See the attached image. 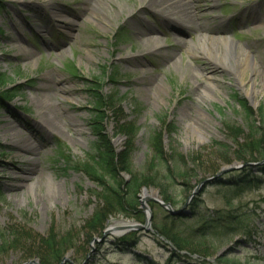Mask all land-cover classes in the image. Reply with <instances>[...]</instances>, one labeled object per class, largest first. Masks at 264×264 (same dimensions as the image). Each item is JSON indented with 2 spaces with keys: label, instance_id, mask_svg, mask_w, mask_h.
<instances>
[{
  "label": "rangeland",
  "instance_id": "obj_1",
  "mask_svg": "<svg viewBox=\"0 0 264 264\" xmlns=\"http://www.w3.org/2000/svg\"><path fill=\"white\" fill-rule=\"evenodd\" d=\"M54 4L63 9L72 28H54L53 10L33 11L24 0H0V94L18 93L0 106V235L7 233L10 239L0 250V264H41L36 258L25 261L41 253L40 243L50 238L69 260L66 264H264V175L253 171L254 181L236 185L245 160L264 159V147L258 148L264 140L252 132L248 145L253 149L240 152L227 129H239L240 144L250 139L245 104L261 125L264 0H195L196 26L186 25L181 16L159 17L143 9L139 0ZM119 4L125 5L124 12ZM127 10L136 15L128 17ZM205 31L239 47L235 60L227 64L235 67L234 74L190 56L188 48L198 44ZM9 35L19 39L11 41ZM145 39H158L163 47L147 52L141 44ZM29 51L31 57L25 55ZM247 56L251 68L241 86L236 71L242 70ZM208 79L216 88L207 86ZM63 84L68 91L60 88ZM46 85L52 87L41 90ZM92 90L103 97L116 95L112 98L120 106L95 114L99 94ZM250 92H255L252 99ZM52 108L66 119L62 117L49 135L37 125ZM2 120L15 122L16 133L31 139L30 147H38L39 154L6 141ZM123 125L133 127L131 139L122 134ZM159 135L169 163L183 175L174 184L165 179L167 171L151 148L158 146L152 139ZM61 151L71 163L67 167L58 156ZM237 153L243 162H233ZM120 160L132 174L120 171ZM29 162L34 172L25 175L31 179L20 186L12 183L19 172L11 168L31 169ZM232 168L190 198L199 183ZM145 192L151 199L167 198L169 203H164L181 215H171L154 200L144 202ZM107 198L116 201L115 206L110 207ZM96 214L104 221L94 227ZM147 219L150 230L118 234L111 229L116 221L145 226ZM161 230L178 244L161 236ZM133 233L136 246L116 245ZM68 241L74 248H62ZM176 245L188 252L180 254L186 257L177 256Z\"/></svg>",
  "mask_w": 264,
  "mask_h": 264
},
{
  "label": "bare ground",
  "instance_id": "obj_2",
  "mask_svg": "<svg viewBox=\"0 0 264 264\" xmlns=\"http://www.w3.org/2000/svg\"><path fill=\"white\" fill-rule=\"evenodd\" d=\"M27 1L26 7H30L33 11L39 10L37 7H44L45 9L53 10L51 13V18H50V24L54 28H59V27H67V28H72L71 27V20L69 18H63L62 14L64 13L63 9L61 7H57L54 2L55 0H24ZM105 1V0H103ZM108 1V0H107ZM141 2V5L143 6V9H149V11L153 12L155 15H159V17L165 18L167 20L172 19L175 16H181L182 21L186 25H199L197 24V14L195 12V5L194 1L195 0H139ZM211 3H218V0H210ZM95 3L97 6H99L102 3V0H95ZM24 6V5H23ZM119 10L121 12L125 11V5L123 4V7L121 4L118 5ZM87 6L85 9L84 14L88 13ZM136 13V12H135ZM134 11H128L127 10V16L128 17H133L136 14ZM177 27L178 35L182 37L183 32L180 30V28ZM17 35V34H16ZM69 37H75L76 35L74 33H69ZM8 39L11 41H17L19 38L18 36H12L9 35L7 36ZM150 43H152V47H150ZM143 49H145L147 52L150 51V48L158 49L162 48V41L155 39V40H149L145 39L144 42L141 43ZM54 46H49L50 49H54ZM239 47L234 45L232 41L229 39H221V38H216L214 35H212V32L210 31H205V34L203 37L200 38V41L198 44L192 45L188 48V53L190 54L191 57H194L195 59H198L200 57H203L205 59H208L209 61L214 63V66L217 68H221L223 70H228L229 72H232L233 74L235 73V67H228L227 64H230L231 61L235 60V52L238 50ZM27 57L32 56V52H27L25 54ZM252 60L250 59V56H247L245 58V65L242 67V70L236 71V77L237 81L240 83V85H243V76L247 69H249L251 65ZM251 68V67H250ZM209 88H216L215 83L213 82L212 79H208V84ZM50 85H46L41 87V90H48ZM62 88L63 91H68L64 84L60 87ZM255 96V92H250L249 97L252 99V97ZM45 118L42 123H38L37 128L40 130L44 131L47 129V132L49 135H52V133L55 132L60 126L59 120L62 121L63 119H66V117H63L62 114L59 112L58 108H52V109H47L44 111ZM63 117V119H62ZM70 120L75 123V119L72 116H69ZM4 123V136L6 141H15L18 146L23 147L19 149L20 151H25L28 153L29 152H35L39 154L40 150L37 148L32 149L30 147L31 139L27 138H20V135L17 132L18 130V125L15 124V122H10L6 120H2ZM42 125L45 127V129H41ZM45 132V131H44ZM17 138V139H16ZM29 166H31V169L28 167H22L19 168L13 166L11 169L18 170L19 175L18 177H15L14 179H11L12 183H18L19 186L25 181V180H30L31 175L27 177L25 173H29L30 171L34 172V168L32 167L33 163L29 162ZM10 180V179H9ZM5 188L10 189L12 188L11 186L5 184ZM13 189V188H12ZM57 194V195H56ZM55 199L59 198V193L55 192ZM154 196V195H153ZM148 192H145V198H149ZM131 223L127 222H115L111 225V229L113 231L118 232V234L126 233V228L129 227Z\"/></svg>",
  "mask_w": 264,
  "mask_h": 264
},
{
  "label": "trees",
  "instance_id": "obj_3",
  "mask_svg": "<svg viewBox=\"0 0 264 264\" xmlns=\"http://www.w3.org/2000/svg\"><path fill=\"white\" fill-rule=\"evenodd\" d=\"M115 76H117V74H115ZM11 91H13V92H11ZM11 91H5V93L0 94V106H6L7 103L13 101V99L18 97V93H16V91H14V90H11ZM92 91H94V93L96 95L99 94V91H97V90H92ZM113 96L116 97V95H111V94L108 97H103L101 94L97 95L95 97V104H94L95 106L93 107L94 113L95 114L96 113L97 114H99V113L104 114L103 112H101V110L106 109L107 107H110L111 110H115L116 108H118L120 106V103H115L113 100V98H114ZM243 108H244V111L246 113L248 120L250 121V136H251L252 132L253 133L257 132L256 134L260 136V139L262 138L264 140V106H259V109H258V117L261 120L260 126H258V124H256V113L251 108H249V106L247 104H245V106H243ZM98 117H99V119H102V115H98ZM122 127H123L121 130L122 134L124 133L125 136H127V137H129V139H131L133 134L131 133L130 129H133V127L124 126V125ZM227 129L229 130L231 137L235 140V143L238 146L239 150H241L240 152H244L245 150H246V152H249L251 149H253V147H252L253 145H248L252 141L253 133H252V136L250 137V139H244L245 140L244 143L240 144L237 141V139L239 138V134H240L239 129H236L234 127H227ZM160 139H162L161 135H159V139H152V142H157L158 146L151 147V148L156 153L155 154L157 156L156 161L159 162L160 164H162L163 167L167 171V176L165 179L168 180L170 184H174V181L177 180L178 178H183V175H179V173H178L179 169H177V167H174L169 163L170 157H168L166 155V152L164 150L165 147H164L162 141H161V145L159 144ZM152 142L150 141L151 145H152ZM263 147H264V143H261L258 148H263ZM62 154H63V151L59 152L58 156H59V158H62L63 166L67 167V165H69L71 163L68 162L65 159V157L62 156ZM171 159H172V157H171ZM233 159H234L233 162H243L244 161L241 158V154L239 155V153H237ZM129 161H130V159H129ZM263 161H264V159L255 162V159H252V158L245 160L244 162H245L246 166L239 170L238 173H240V174L238 175V177H236V179L239 181H236V185H238V183H239L240 184L239 187H242V186H245V184H249L252 181H254L255 178H252V176H253L252 172L253 171L261 173L264 175V164L261 165V163H264ZM253 162H255V163H253ZM249 164H257V167L249 166ZM118 166L120 168V171L132 174V169L128 168L127 165L124 166V163H122V160H120L118 162ZM59 168L61 169L62 166H60ZM143 184H148L149 186L155 185L154 181H144ZM131 185H132V182L129 183L126 188L132 187ZM169 201L170 200H168L167 198H164V202L169 203ZM115 202L110 201L108 199V204L110 207L112 205L115 206ZM118 202H117V204L120 207H122V205H123L122 201H120V203H118ZM111 215H112V213H109V216H111ZM92 220H93L92 225L95 227V226H97V223L102 220V216L98 217V215L96 214V216ZM103 221H101V222H103ZM242 222L243 221H241V223L238 224L240 227L244 225V224H242ZM160 233H161V236H163L164 238L166 237V239H169L172 243L178 244L176 241L170 239L171 236L169 235V233H166V231L161 230ZM11 237L14 238L15 236L12 235ZM7 240H10L7 237V233H5V234L1 233V235H0V250L2 249V246H6ZM40 244L42 247L40 249V251H42V252L41 253L39 251L35 252V254L33 256L26 259V261H25L26 263L28 261L32 260L33 258L38 259L41 262V264H55V263L57 264L60 262L62 263L65 254H63V252H61V251L57 252V249L59 246H57V244L55 243L53 238L43 240L42 243H40ZM66 244L67 245H65L62 248H66V249L68 248L67 250L74 248V246L70 245L71 243H69V241ZM117 244L119 247H122V248L127 247V246L128 247H132V246L134 247L138 244L137 235L135 233H133L132 235L121 238L120 240H117L116 245ZM176 247H177L178 253H179L177 256L181 259L186 257V256L181 257L180 254L182 252H187V251H183V249L179 248L177 245H176ZM62 248H59V249H62ZM48 259H50V260H48ZM55 260H57V261H55ZM205 264H207V263H205Z\"/></svg>",
  "mask_w": 264,
  "mask_h": 264
},
{
  "label": "water",
  "instance_id": "obj_4",
  "mask_svg": "<svg viewBox=\"0 0 264 264\" xmlns=\"http://www.w3.org/2000/svg\"><path fill=\"white\" fill-rule=\"evenodd\" d=\"M262 164H264V163H262ZM261 164V165H262ZM233 170H235L234 168H232V169H226V170H222L217 176H215L214 178H212V179H207V180H204L203 182H201V183H199V186L195 189V191H194V193H193V195L190 197L191 199L193 198V196L194 195H196V194H198V193H200V190L203 188V186H205V185H207V184H210V183H212V182H215V181H217V180H219L222 176H224L226 173H228V172H230V171H233ZM144 202H146V201H148V200H154V202H156V203H159L163 208H165V209H167V211L171 214V215H173V216H180L181 215V213L180 212H177V211H175L172 207H171V205H169V204H166V203H164L163 201H159V200H155V199H151V198H144ZM188 203H190V201H188ZM143 205V208H144V212H146V213H148L149 212V208H147L146 206H144V204H142ZM148 221H147V223L145 224V226H141V225H129V227H127L126 228V230L129 232V231H133V230H135V229H137V230H143V229H145V230H148L149 228H150V219H147ZM150 230V229H149ZM126 231V232H127ZM66 263H69V260L67 259V258H65L64 260H63V262L61 263V264H66Z\"/></svg>",
  "mask_w": 264,
  "mask_h": 264
}]
</instances>
